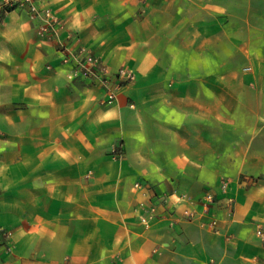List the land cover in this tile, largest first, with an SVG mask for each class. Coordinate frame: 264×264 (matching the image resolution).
Listing matches in <instances>:
<instances>
[{
    "label": "crops",
    "instance_id": "obj_1",
    "mask_svg": "<svg viewBox=\"0 0 264 264\" xmlns=\"http://www.w3.org/2000/svg\"><path fill=\"white\" fill-rule=\"evenodd\" d=\"M37 1L136 79L105 102L0 0V264H264V0Z\"/></svg>",
    "mask_w": 264,
    "mask_h": 264
},
{
    "label": "built area",
    "instance_id": "obj_2",
    "mask_svg": "<svg viewBox=\"0 0 264 264\" xmlns=\"http://www.w3.org/2000/svg\"><path fill=\"white\" fill-rule=\"evenodd\" d=\"M5 3L13 8H24L27 11L28 17L31 20L37 21V33L48 39H57L60 49L63 53L62 60L64 62H72L73 67L70 70L69 78L84 77L98 81L106 89L105 102L111 103L116 98L117 90L125 83L133 82L136 79L135 71L131 67L122 65L116 72L109 70L103 60L81 46L77 50H71L66 43L60 38V32L63 29V22L60 17L50 8L40 6L37 0H5ZM228 184L227 179H221V186L225 188ZM134 187L141 190L142 195H147V191L141 182H135ZM215 196L211 191H206L199 200L203 207L204 214H208L210 206L215 202ZM187 203L193 205L195 201L187 194H180L175 191H162L154 194L152 202L147 203L142 201L140 209L144 213L153 217L158 214V207L164 210L168 208L169 204ZM183 217L191 219L195 217L197 210L194 206H187L183 209ZM145 221L146 217L141 216ZM207 223L214 228L217 224L216 218L212 215ZM258 235L264 240V229L258 230Z\"/></svg>",
    "mask_w": 264,
    "mask_h": 264
}]
</instances>
